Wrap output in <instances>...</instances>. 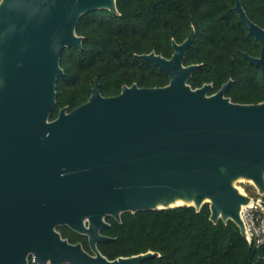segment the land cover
Wrapping results in <instances>:
<instances>
[{"label": "water", "instance_id": "95a60500", "mask_svg": "<svg viewBox=\"0 0 264 264\" xmlns=\"http://www.w3.org/2000/svg\"><path fill=\"white\" fill-rule=\"evenodd\" d=\"M259 54L264 89V26L233 7ZM118 13L116 0H0V264H139L158 252L108 258L97 243L107 217L208 203L209 219L231 220L249 244L242 210L254 199L264 211V99L232 101L228 79L192 87L199 63L184 64L194 28L172 54L138 56L168 74L159 86L122 84L103 95L94 78L89 96L54 118L64 48H82L78 20L91 11ZM239 181L252 185L248 194ZM87 237L90 252L57 230Z\"/></svg>", "mask_w": 264, "mask_h": 264}, {"label": "trees", "instance_id": "16d2710c", "mask_svg": "<svg viewBox=\"0 0 264 264\" xmlns=\"http://www.w3.org/2000/svg\"><path fill=\"white\" fill-rule=\"evenodd\" d=\"M251 20L264 26V0H240ZM235 0H116L118 13L91 11L76 24L83 36L82 48H64L57 77L55 107L69 109L85 101L94 78L103 95L117 94L122 84L159 86L168 74L138 55L154 50L172 54V40L181 42L194 28L184 64L199 63L188 83L192 87L211 82L210 92L231 79L226 95L234 102L264 99L260 70L242 54L258 55L260 42L239 21ZM208 203L199 211L193 206L126 211L118 222L107 217L101 232L113 237L98 243L108 258L147 250L154 255L139 264H264V242L249 244L234 222L209 219ZM70 242L86 237L66 226L58 227ZM28 264H32L29 260Z\"/></svg>", "mask_w": 264, "mask_h": 264}, {"label": "built area", "instance_id": "2783aa9c", "mask_svg": "<svg viewBox=\"0 0 264 264\" xmlns=\"http://www.w3.org/2000/svg\"><path fill=\"white\" fill-rule=\"evenodd\" d=\"M242 217L255 246L264 242V211L261 206L255 203L254 199L243 208Z\"/></svg>", "mask_w": 264, "mask_h": 264}, {"label": "rangeland", "instance_id": "374dc122", "mask_svg": "<svg viewBox=\"0 0 264 264\" xmlns=\"http://www.w3.org/2000/svg\"><path fill=\"white\" fill-rule=\"evenodd\" d=\"M59 108H60L59 105L55 107V113L56 111H58ZM237 184L240 185L248 194H250L254 198L258 197L255 188L252 185H250L247 181H239L237 182Z\"/></svg>", "mask_w": 264, "mask_h": 264}, {"label": "flooded vegetation", "instance_id": "af4514ba", "mask_svg": "<svg viewBox=\"0 0 264 264\" xmlns=\"http://www.w3.org/2000/svg\"><path fill=\"white\" fill-rule=\"evenodd\" d=\"M211 90V89H210ZM216 91V90H215ZM58 227H60V226H58ZM58 227H57V230H58ZM102 230V229H101ZM59 231V230H58ZM60 232V231H59ZM74 232V231H73ZM102 233V232H101ZM61 234V233H60ZM79 234V233H78ZM103 234V233H102ZM62 235V234H61ZM81 235H83V234H81ZM85 236V235H84ZM63 237V236H62ZM86 237V236H85ZM66 238V237H65ZM68 240V239H67ZM86 240H87V237H86ZM69 241V240H68ZM70 242V241H69ZM76 242H80V241H76ZM72 243H75V242H72ZM81 243V242H80ZM99 243V242H98ZM98 243H97V246H98ZM82 244V243H81ZM87 244H88V242H87ZM83 246V245H82ZM89 247V246H88ZM84 248V247H83ZM85 250H87V251H89L90 252V248L89 249H86V248H84ZM29 260H30V258H29Z\"/></svg>", "mask_w": 264, "mask_h": 264}]
</instances>
